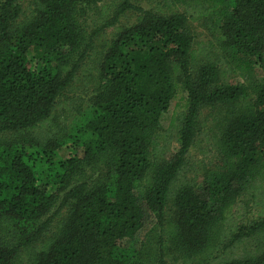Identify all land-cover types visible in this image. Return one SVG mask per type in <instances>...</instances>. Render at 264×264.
I'll use <instances>...</instances> for the list:
<instances>
[{"label":"trees","instance_id":"16d2710c","mask_svg":"<svg viewBox=\"0 0 264 264\" xmlns=\"http://www.w3.org/2000/svg\"><path fill=\"white\" fill-rule=\"evenodd\" d=\"M162 1L0 0V264H264V0Z\"/></svg>","mask_w":264,"mask_h":264},{"label":"rangeland","instance_id":"374dc122","mask_svg":"<svg viewBox=\"0 0 264 264\" xmlns=\"http://www.w3.org/2000/svg\"><path fill=\"white\" fill-rule=\"evenodd\" d=\"M132 2L136 3L137 5H141L145 9H155L156 7H161L163 5L162 0H132ZM108 3H109V1L107 2V4ZM88 21H90V19H88ZM132 22H133V17L130 15V13H127L126 15L121 17V23L124 25L131 24ZM192 29L194 32L195 41L205 42L211 38V34H212L211 32H212V30H214V27L209 26L207 23L198 22V23H194L192 25ZM88 30H90V26H88ZM234 82L240 83L241 81L239 79H236V80H234ZM172 107H174V103L172 104ZM167 118H168V116L167 117L165 116L164 124L163 125L161 124L162 130L166 129V127H167ZM177 149H178L177 139H176V137H173V139L171 141V146H170V152H171L170 154L177 151ZM73 154H75V150H74V148L69 147V145L63 147L62 149H60L58 151V156H60L63 159H67L70 156H72ZM188 177L189 178L195 177V173L191 172L190 174H188ZM155 223H156L155 219L153 217H151L149 219L148 223L146 224V226L139 233L138 237L139 238L144 237V236L146 237L149 234V231L152 228H154ZM168 261H169V264L172 263L171 258H168ZM178 264H179V262H178Z\"/></svg>","mask_w":264,"mask_h":264}]
</instances>
